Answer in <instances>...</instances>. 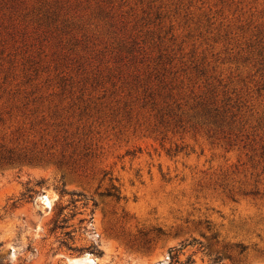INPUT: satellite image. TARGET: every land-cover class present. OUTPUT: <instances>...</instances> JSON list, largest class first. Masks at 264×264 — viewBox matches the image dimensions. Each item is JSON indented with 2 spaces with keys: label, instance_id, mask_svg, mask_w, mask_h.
Masks as SVG:
<instances>
[{
  "label": "rangeland",
  "instance_id": "374dc122",
  "mask_svg": "<svg viewBox=\"0 0 264 264\" xmlns=\"http://www.w3.org/2000/svg\"><path fill=\"white\" fill-rule=\"evenodd\" d=\"M0 258L264 264V0H0Z\"/></svg>",
  "mask_w": 264,
  "mask_h": 264
},
{
  "label": "trees",
  "instance_id": "16d2710c",
  "mask_svg": "<svg viewBox=\"0 0 264 264\" xmlns=\"http://www.w3.org/2000/svg\"><path fill=\"white\" fill-rule=\"evenodd\" d=\"M0 264H9L8 262L4 263L3 260L0 258Z\"/></svg>",
  "mask_w": 264,
  "mask_h": 264
},
{
  "label": "bare ground",
  "instance_id": "6f19581e",
  "mask_svg": "<svg viewBox=\"0 0 264 264\" xmlns=\"http://www.w3.org/2000/svg\"><path fill=\"white\" fill-rule=\"evenodd\" d=\"M74 260H76V259H74Z\"/></svg>",
  "mask_w": 264,
  "mask_h": 264
}]
</instances>
